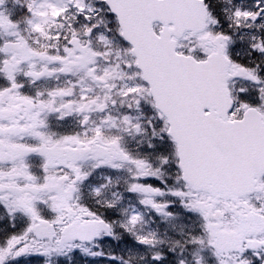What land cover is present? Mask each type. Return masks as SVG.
Wrapping results in <instances>:
<instances>
[{
    "label": "snow or ice",
    "instance_id": "6c2138e0",
    "mask_svg": "<svg viewBox=\"0 0 264 264\" xmlns=\"http://www.w3.org/2000/svg\"><path fill=\"white\" fill-rule=\"evenodd\" d=\"M264 264V0H0V264Z\"/></svg>",
    "mask_w": 264,
    "mask_h": 264
}]
</instances>
